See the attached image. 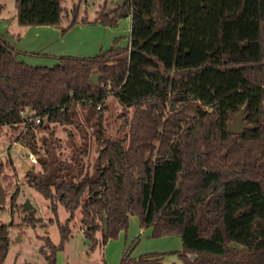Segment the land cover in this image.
Masks as SVG:
<instances>
[{"label":"trees","instance_id":"trees-1","mask_svg":"<svg viewBox=\"0 0 264 264\" xmlns=\"http://www.w3.org/2000/svg\"><path fill=\"white\" fill-rule=\"evenodd\" d=\"M62 1L15 0L16 22L60 27ZM125 1L89 23L75 9L62 29L112 28L130 16L128 45L115 38L94 57L31 66L0 40V130L24 125L21 142L40 164L26 171L27 185L49 200L55 217L59 204L69 213L57 222L59 244L45 237L39 248L45 263L56 264L79 210L90 251L116 239L136 215L152 238L179 236L176 253L187 264H264V0ZM110 96L122 107V138H109L102 125ZM79 106L91 110L84 119L97 143L91 173L82 160L89 152L85 130L68 160L51 151L59 140L50 125L79 127ZM242 109L248 128L229 134ZM37 131L47 133L43 156ZM33 212L27 227L39 223ZM8 229L0 225V264ZM190 253L195 257L187 260ZM162 256L125 252L118 264H162Z\"/></svg>","mask_w":264,"mask_h":264},{"label":"rangeland","instance_id":"rangeland-1","mask_svg":"<svg viewBox=\"0 0 264 264\" xmlns=\"http://www.w3.org/2000/svg\"><path fill=\"white\" fill-rule=\"evenodd\" d=\"M116 1L63 0L62 5L65 8L64 14L66 17L62 25L65 28L72 21L75 9L79 20L81 18L93 20L97 11L103 8L106 11L112 10L116 6ZM15 13V0H0V35H3L4 38L8 36V39H10L9 37L13 36L14 31L21 28H23L21 31L34 29V27H19L15 19ZM127 18H122L118 21L117 26L113 27L119 38L118 45L121 47H126L129 43L131 20ZM4 25H8L7 33H5ZM43 58H45L44 60L48 65H54L57 62L52 57ZM105 105L109 107L102 122L106 135L111 139L122 138L126 133L121 126L122 118L119 116L122 114V107L117 104L112 96L105 101ZM169 106L170 111H173V106ZM85 111L91 112L90 108L77 107L79 127L74 125H50L54 130V138L59 140V147L54 145L55 147L51 151L60 161L68 160L74 149L80 146L82 142L81 133H84L82 129L85 130L89 152L88 156L83 157L82 160L89 165V172L91 173V167L96 161L97 143H95L92 127L84 119ZM129 112L131 113L132 109H129ZM80 127L82 128L80 129ZM24 134L25 127L23 124L13 128L3 126L0 130V186L5 197L4 205L0 206V225L9 227L10 240L9 251L3 264H46L39 248L44 245L45 237H48L54 245L59 244L60 234L57 222L64 223L69 213L59 204L55 217L49 207V200L41 196L33 187L27 185L26 171L32 166H35L34 169L39 171L40 164L37 162V155L21 142V137ZM45 136H47L46 132H36L35 144H37L40 156H43L45 152L42 144ZM30 153L35 157L36 164L29 162L28 155ZM13 194H16L17 197L15 204L11 201ZM26 203L32 207L30 210L34 211L33 217L39 220L35 227H27L23 222L28 217L27 213L29 212L23 210V205ZM74 213V218L70 223L71 237L65 243L63 250L57 253L56 264H118L122 258V247L133 258L142 254L158 253L163 255L162 264H187L176 253V251L182 249L179 236L170 235L164 238H152V229L141 227L140 220L136 215L129 218L127 230L119 233L116 239L109 240L100 249L90 251L88 241L84 238L80 227L81 213H79V210ZM51 219L53 220L50 221ZM194 257L195 255L190 253L187 255V260H192Z\"/></svg>","mask_w":264,"mask_h":264},{"label":"crops","instance_id":"crops-1","mask_svg":"<svg viewBox=\"0 0 264 264\" xmlns=\"http://www.w3.org/2000/svg\"><path fill=\"white\" fill-rule=\"evenodd\" d=\"M127 19L131 20L130 16ZM92 21L94 19L87 20L88 23ZM62 24L60 27L37 26L34 29L23 30L25 32L21 31L23 28H19L20 30L14 31L15 33L9 37L10 39L7 35V38L0 35V40L8 41L19 52L17 57L20 61L31 66L45 65L51 67L58 63L60 56L94 57L95 54L110 49L113 40L118 38L113 27H105L97 23H77L66 33H62L64 28ZM7 27L8 25H4L5 33H7ZM43 57H52L57 62L54 65H48ZM124 253L125 249L122 247V256Z\"/></svg>","mask_w":264,"mask_h":264},{"label":"water","instance_id":"water-1","mask_svg":"<svg viewBox=\"0 0 264 264\" xmlns=\"http://www.w3.org/2000/svg\"><path fill=\"white\" fill-rule=\"evenodd\" d=\"M125 0H117L116 6L122 8L125 4ZM99 79V74H93L90 77L91 83L94 85L96 84L97 80ZM244 120V109H242L240 112L237 113L236 116H233L231 118L230 123L228 124V133L238 135V133H241L243 129H247L248 125L246 124ZM5 203V197L2 190V187L0 186V206H3ZM32 207L28 205V203L23 205L24 211H29Z\"/></svg>","mask_w":264,"mask_h":264},{"label":"built area","instance_id":"built-area-1","mask_svg":"<svg viewBox=\"0 0 264 264\" xmlns=\"http://www.w3.org/2000/svg\"><path fill=\"white\" fill-rule=\"evenodd\" d=\"M38 122L39 121L36 120V123H38ZM28 159H29V162H31L32 164H36L37 163L35 157L31 153L28 155Z\"/></svg>","mask_w":264,"mask_h":264}]
</instances>
